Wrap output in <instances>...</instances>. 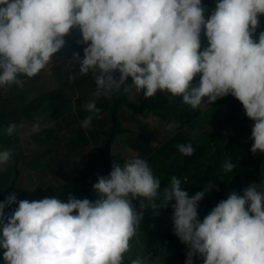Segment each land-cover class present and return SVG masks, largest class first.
Wrapping results in <instances>:
<instances>
[{"label": "clouds", "instance_id": "9594fccd", "mask_svg": "<svg viewBox=\"0 0 264 264\" xmlns=\"http://www.w3.org/2000/svg\"><path fill=\"white\" fill-rule=\"evenodd\" d=\"M206 11L202 0H0V88L23 89L21 77L31 79L53 64L65 37L76 30L77 43L86 47L83 57L72 54L70 64L78 71L68 82L90 75L95 84L82 129L100 112L97 99L111 100L121 91L146 99L165 92L192 109L231 95L253 121L251 153L264 154V31L257 36L264 0H216L207 18ZM40 119L32 133L41 130ZM179 126L172 121L166 128ZM23 127L12 123L4 134ZM176 147L186 157L195 152L191 143ZM13 154L0 150V170ZM236 167L227 157L221 170ZM91 187L95 201L73 194L66 202L55 196L25 199L8 216L4 210L17 194L0 202L5 264H125L132 241L140 242L144 212L157 216L171 201L174 234L188 249L185 264H194V257L203 264H264V190L255 183L242 194L230 191L202 220L199 204L218 186L209 182L189 196L173 175L161 190V179L138 156L114 163L107 177L97 174ZM150 257L143 252L128 264H151Z\"/></svg>", "mask_w": 264, "mask_h": 264}, {"label": "crops", "instance_id": "0c3cea01", "mask_svg": "<svg viewBox=\"0 0 264 264\" xmlns=\"http://www.w3.org/2000/svg\"><path fill=\"white\" fill-rule=\"evenodd\" d=\"M202 4L207 6V18L216 0H202ZM259 19L261 27L257 36L264 31V16ZM73 33L79 32L73 30ZM201 40L202 47L207 46L203 34ZM84 47L86 45H66L54 56L53 64L40 74L31 79L21 77L26 80L23 89L15 85L0 88V150H14L10 163L0 170V197L16 193L17 197L25 194L29 201L55 196L66 202L68 195L73 194L83 199L84 183L100 170L105 133L111 129L112 102L104 97L97 99L100 112L91 114L90 128H81V122L90 115L84 105L95 99L92 95L95 84L90 75L78 77L74 83L68 82V76L78 71V66L70 64L72 54L79 52L83 57ZM123 94L135 103L144 97L134 90ZM158 96L169 99L165 92L153 97ZM38 117L41 130L32 133L31 126ZM3 119L5 127L12 123L18 126L23 123L24 127L18 128L15 135L7 136L5 127H1ZM118 119L126 131L114 135L111 154L121 155L124 162L136 156L145 159L154 175L165 178L166 182L173 175L182 180L195 163L214 152L218 143L250 133L253 124L240 102L231 95L197 109L184 105L179 97L174 98L166 110L134 112L127 105H121ZM172 121H178L180 126L167 130L166 125ZM182 143L192 144L195 152L191 157L177 150L176 146ZM75 157L78 159L73 160ZM259 170L262 178L254 183L264 190V156L259 161ZM34 184L38 186L32 191ZM203 200L207 215L209 209L205 198ZM3 251L0 248V264H5ZM177 257L179 259V253L174 264L178 262ZM194 264H203L202 258L194 257Z\"/></svg>", "mask_w": 264, "mask_h": 264}, {"label": "rangeland", "instance_id": "374dc122", "mask_svg": "<svg viewBox=\"0 0 264 264\" xmlns=\"http://www.w3.org/2000/svg\"><path fill=\"white\" fill-rule=\"evenodd\" d=\"M1 127H5L4 119L1 120ZM245 135L242 134V137ZM248 136V134L246 135ZM249 137V136H248ZM238 139V138H236ZM252 140H234L226 143H218L214 152L209 158L194 164V166L188 171L182 178V188L189 193V196L194 195L198 191H202L205 186L210 182L213 176V172L208 169V166L214 162V165H222L227 157H231L237 164V169L246 177L250 171L254 170V164L250 160L248 154L251 153ZM239 145V146H238ZM260 153L255 154L254 156ZM118 158L119 163L123 164L124 159L121 155L115 156ZM215 174V173H214ZM244 177V178H245ZM161 190L168 185L165 178H161ZM220 182L222 185L226 184V177L222 179L217 178L214 183ZM184 184V185H183ZM213 190L209 193L212 194ZM8 195L0 197V202L4 201ZM88 198L95 201L98 196L95 192L91 195H84L83 198ZM18 198V197H17ZM204 200L200 202L198 213L200 219L206 215ZM136 206L138 208V202ZM175 201L169 202L168 206L161 208L159 215L154 216L153 210L148 209L144 212V219L140 225L139 231V243L134 239L132 241V251L125 258V264H128L129 258H135V256L143 254H151V264H174V260L178 254L177 249L173 246L171 240L180 242L179 238L174 234L173 222H172V204ZM5 215H10L14 210L5 209ZM178 259V257H177ZM177 264H181L178 259Z\"/></svg>", "mask_w": 264, "mask_h": 264}, {"label": "trees", "instance_id": "16d2710c", "mask_svg": "<svg viewBox=\"0 0 264 264\" xmlns=\"http://www.w3.org/2000/svg\"><path fill=\"white\" fill-rule=\"evenodd\" d=\"M66 39V45L68 44H78L77 41L81 39L79 33H73L65 37ZM65 45V46H66ZM112 109L110 114L111 119V129L110 132L105 133V140L102 146V151L100 154V159L102 160V164L100 167V170L97 174L102 176H109V173L112 171V165L114 163H119L118 158L113 156L111 154V145L113 142V137L118 132H125L126 130H123L121 128L119 119H118V110L121 105H127L130 107L134 112H144V111H152V110H166V107L172 102L165 96H158V97H151V98H141L139 103L132 102L128 99L127 96L121 93L113 95L112 99ZM248 134V136H246ZM245 134L244 137L240 135L238 137V141H247L250 139V133ZM234 141V140H233ZM239 146V145H238ZM212 155V154H211ZM211 155H209L206 158H209ZM250 160H252L254 164V170L250 171L246 177L241 173L240 170L237 169V167L233 170L231 173H224L221 170L220 165H214V162L208 166V169L213 172L212 179L210 180L211 183L215 182L217 178L222 179L223 176L226 177L227 183L222 185V183L217 182L214 183V185L218 186L219 190L213 189L212 194H206L205 200L207 207L209 211L216 206V204L224 199H227V195L230 191L235 190L237 193L242 194V190L246 187H248L250 184L254 182H259L261 180V174L259 170V161L264 154H258L257 157H255L252 153L248 154ZM233 162L235 160H232ZM235 163V162H234ZM215 173V174H214ZM245 177V178H244ZM97 182V175L90 181H86L83 185V192L84 195H91L94 191L92 190V184ZM3 197V196H2ZM25 199V194H21L17 198V202L12 204L10 207H6L5 209H13L15 210L18 207L19 201ZM173 246L177 249L179 253V259L181 264H185L186 258H187V246L182 244L181 242H176L173 239L171 240Z\"/></svg>", "mask_w": 264, "mask_h": 264}]
</instances>
